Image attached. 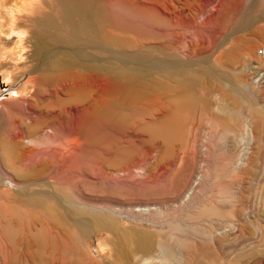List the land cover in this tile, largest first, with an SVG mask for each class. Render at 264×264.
<instances>
[{
  "label": "rangeland",
  "instance_id": "374dc122",
  "mask_svg": "<svg viewBox=\"0 0 264 264\" xmlns=\"http://www.w3.org/2000/svg\"><path fill=\"white\" fill-rule=\"evenodd\" d=\"M109 1L106 16L115 33L157 47L151 54L158 59L167 55L187 65L185 80L196 84L181 86L174 75L156 74L160 83L143 89L133 110L111 106L103 118L89 120L72 108L85 104V88H99L95 74L79 66L69 82L67 72H58V40L51 41L54 31L58 37V0L40 4L35 18L24 19L31 52L14 76L0 78V146L29 148L36 152L31 160L54 159L59 144L75 147L85 133L100 137L108 177L90 168L100 156L79 146L78 169L58 188V165L31 177L32 169L23 174L7 167L0 147V264H264V0ZM34 31L46 39L39 55ZM90 45L82 40L71 48H80L75 56L82 63L104 60ZM48 130L55 135L52 144L41 141ZM29 138L35 143L24 144ZM51 181L67 198L104 210L93 216L101 237L81 236L51 204L27 201ZM31 182L39 185L25 188ZM144 208L151 210L138 212ZM58 225L65 228L63 239ZM132 249L148 256L139 260Z\"/></svg>",
  "mask_w": 264,
  "mask_h": 264
},
{
  "label": "bare ground",
  "instance_id": "6f19581e",
  "mask_svg": "<svg viewBox=\"0 0 264 264\" xmlns=\"http://www.w3.org/2000/svg\"><path fill=\"white\" fill-rule=\"evenodd\" d=\"M106 1L107 0H58V37L55 36V34H54L55 31H54L53 37L51 38V36H49V38H48L49 40H50V38L53 39V40H51L52 42H56L58 40L57 41L58 42V59L54 58L55 60H58L57 61L58 65L56 63V66L55 65L54 66L58 68V72H65V73L67 72L65 74L66 75L65 80L69 81V82L72 80H69L67 77L70 78V76H71L70 73H72L74 75L72 70L75 69L76 67L79 68V66H80L83 70H86L87 72H93L95 75H92L91 79L93 80L94 86L96 85L97 87H99V88H92V87L89 88V86H88V88H85L84 93L81 97V101L84 102L85 104H81L78 102L76 107L72 108V110L77 111V112H83L85 116L86 115L89 116V118H88L89 120H91V119L95 120V119L103 118V116H106L110 112L111 106L117 107L120 110L127 108V107L130 108V106H131V108L133 110V108H135L137 106V103L139 102V100H141L143 98V95L146 93V92H144L143 89L151 88V87L154 89V86H156V85H158V83H160L159 81L156 80L157 79V77L155 76L156 74H162L165 77H170V78L172 77V75H174V77H176L178 79V82L181 84V86L182 85L186 86L187 83H188L187 84L188 86L196 84L195 83L196 81L190 80L191 77H189V76H188L189 81L185 80L186 79L185 74H186L187 70L189 69V68H187V65H185L183 63L175 62L176 60H174V61L171 60V58H168L167 55L164 56V58H162L163 56L162 57L160 56L158 59L151 54L152 49L157 48V47L150 46L149 48H146V46L143 45L141 38H139L140 39L139 40L137 37L136 38L128 37V36L124 35L125 33H123L122 35L117 34L118 32L115 33L114 27H111L112 22H109L108 17L106 16L107 15L106 6L108 4H110L109 0H108L109 3ZM139 3H140V1L139 2L136 1V5H138L140 7L141 3L140 4ZM143 3L145 5L149 4L146 2H143ZM146 7H148V6H142L141 5V8H143V9ZM145 10L154 11L150 8H146ZM106 20H107V22H106ZM47 23H49V22H47ZM51 23L52 22H50V25H51ZM47 26H49V25H47ZM42 27H44V26H42ZM54 27H56V26H54ZM54 27L52 29H54ZM45 28L46 27H44V29ZM49 30H51V29H49ZM63 31L65 32V34L62 33ZM40 32L42 33V31H40ZM40 32H38V34ZM40 37H42V36H40ZM133 37H135V36H133ZM80 40L81 41L82 40L88 41V43L91 44L90 45L91 49H93L94 51H97L101 54L106 55L105 59L104 60L102 59V61H98V60L92 58V61H88V62L84 61L85 63H82V60H80L79 57L77 56L78 53H76L77 55L75 56V52L77 50H79L80 48H75L76 51H74L73 48H71L73 46H75V47L78 46V44L80 45V43H81ZM83 44H86V43H83ZM41 47H42V45H41ZM41 47L40 48L36 47V48H39L41 50ZM84 47H85V45H84ZM155 50L153 49V51H155ZM161 50H163V49L160 48V50H159L160 53L162 52ZM39 52H37V53H39ZM261 53H262V57L264 59V50H262ZM87 54H89V53H87ZM92 55L96 56V54L91 53V56ZM99 58H101V57H99ZM45 62H46V58H44V65H45V69H46L47 62L46 63ZM49 66H50V64H49ZM189 66L190 65H188V67ZM55 67H54V69H55ZM42 69H44V68L42 67ZM79 71L81 72V70L78 69V72ZM87 72H85V73H87ZM188 73H189V71H188ZM62 74L64 75V73H62ZM75 76H76V73H75ZM75 76L73 79L76 78V80H77V76L76 77ZM86 76H88V75H86ZM86 76L84 75L85 79H86ZM79 77H81V76H79ZM192 77H195V76L192 75ZM260 77L263 78L264 73H262L260 75ZM260 77H259V80H261ZM82 78H78V79L81 80ZM73 82H74V80H73ZM197 82H200V81H197ZM165 83H167V80ZM165 83H161V84H165ZM79 84H81V82ZM111 85L113 88L110 87ZM167 86L171 87L172 85H167ZM164 87H166V84ZM68 89L72 90V88H67V92L71 91V90L69 91ZM79 90H81V89H79ZM16 94H18V93H16ZM54 127H56V126L54 125ZM34 128L36 129V127H34ZM43 131H42V133H43ZM44 133L45 134H42V136H41V138H43V140L41 139V141L43 143L52 144L53 140L55 139V137H54L55 135L52 136L53 132H51V130H50L49 132H44ZM80 137L81 138L79 140L77 139V141L75 143H73V145L75 147L71 146L72 145L71 142L70 143L65 142V143L59 144L57 149L61 150L60 155H58V157H56L54 159L49 158V157L45 158L43 156L38 155L35 158L33 157V160H31L32 155L35 154L36 152H34V151L32 152V150H30L29 148H27V149H19L18 148L17 152H11L10 149H7L8 147L5 148L6 144L4 145V147H1V146L0 147H1L2 155H3L2 157L6 161L7 167H9L11 169L14 168V170H15V168H17L16 170H18V168H20L19 170L23 174L24 173L30 174V169H32L31 170L32 174H30L31 177L32 176L35 178L42 177L51 169L50 168L51 166L53 167V166L58 165V175H57L58 176V182L56 181L58 184V188H59V184L61 183L62 179H69L72 177V175L74 174V171H72V169L73 168L75 169V167H77L79 165V162H81V160H82L81 154H83L84 151L80 150L78 148L79 146L90 149V150H92L93 153H97L100 156L97 159L90 161V168L94 172L96 170V172L100 173L102 175V177H104V178L108 177L106 174L108 169L105 166V164L107 163V160L105 158L106 152H107V150H106L107 147L105 145V142L100 137L96 138V137L90 136L86 133L81 135ZM23 141H24V144L28 145V144L32 143L33 139L29 138L28 140L26 139ZM21 145H23V144H21ZM18 146L21 147L20 145H18ZM90 150H88V151L90 152ZM64 153H67V155H65ZM77 169H78V167H77ZM67 174H70V176L66 177ZM79 175L84 176L83 173H79L78 176ZM20 177L25 178L24 180L27 179L28 180L27 182H30L29 175H25V176L20 175ZM48 182H47V185L46 184L42 185V186H44L43 188H46V187L49 188L47 191H41V192L33 191L32 193L27 195V196H29L28 197L29 199H27V201H30L33 203L36 202V203H40V204H42V203L51 204L52 205L51 211L58 216V219L62 220L63 224L68 225L71 228L77 230V232L81 236H87V237L99 236V237H101L103 230H99V229L97 230L95 228L93 216H94V213H97V212L99 213V212H101L102 209H99V207L97 208L94 206L82 205V204L78 203L76 201V198H74V197L67 198L65 195L61 194L59 192V190L57 192V190H56L57 188L55 187L56 188L55 189L54 185H53L55 182L54 183L52 181L50 183H48ZM32 183L33 182L25 184V186H26L25 188L32 186L33 185ZM51 183H52V185H51ZM48 184H50V185H48ZM34 185L36 186L39 184L36 183ZM36 188H34V189H36ZM36 191H38V190H36ZM149 208L148 209H145V208L141 209L138 212H140L141 214H146L148 211L151 210V209L149 210ZM102 211H104V210H102ZM74 212H78V214L74 215ZM46 213H47V211H46ZM60 226H62V225H60ZM64 230H65V228L62 229L58 225V235L61 238L66 236L65 233L63 234V232H65ZM59 240L60 239H58V241ZM133 246H134V244H133ZM146 248H148V247L146 246ZM136 249H134V250L132 249L133 250L132 253H134V255L137 254L139 260H142L143 258L148 256L147 251H141L139 249L138 250H136ZM128 250H129V248H128ZM151 250H153V249H151ZM125 255L126 254L124 252H120L121 258L124 259ZM179 261H181L180 258H179ZM133 264H134V262H133ZM176 264H180V262H176Z\"/></svg>",
  "mask_w": 264,
  "mask_h": 264
},
{
  "label": "crops",
  "instance_id": "0c3cea01",
  "mask_svg": "<svg viewBox=\"0 0 264 264\" xmlns=\"http://www.w3.org/2000/svg\"><path fill=\"white\" fill-rule=\"evenodd\" d=\"M40 4H46V0H0V78L14 76L15 68L19 67L20 63L31 52L29 47L30 28L24 19L33 16L35 18V13L37 9H40ZM35 22L38 25L39 18H36ZM35 33L37 31L32 32V35ZM39 37V34L34 35V52L36 55L41 54L46 48L45 39L43 38L42 41ZM36 47H41V50ZM40 58L38 57L36 60H40ZM24 75L35 76L37 73ZM0 82L3 84L2 80Z\"/></svg>",
  "mask_w": 264,
  "mask_h": 264
},
{
  "label": "built area",
  "instance_id": "2783aa9c",
  "mask_svg": "<svg viewBox=\"0 0 264 264\" xmlns=\"http://www.w3.org/2000/svg\"><path fill=\"white\" fill-rule=\"evenodd\" d=\"M263 73H264V72H263ZM260 81H262V82H263V81H264V77H263V78H261V80H260Z\"/></svg>",
  "mask_w": 264,
  "mask_h": 264
}]
</instances>
